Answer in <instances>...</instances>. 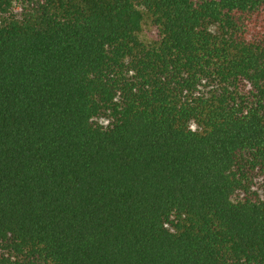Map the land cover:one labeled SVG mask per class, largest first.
I'll return each instance as SVG.
<instances>
[{
	"label": "trees",
	"instance_id": "obj_1",
	"mask_svg": "<svg viewBox=\"0 0 264 264\" xmlns=\"http://www.w3.org/2000/svg\"><path fill=\"white\" fill-rule=\"evenodd\" d=\"M0 264H264V0H0Z\"/></svg>",
	"mask_w": 264,
	"mask_h": 264
},
{
	"label": "rangeland",
	"instance_id": "obj_2",
	"mask_svg": "<svg viewBox=\"0 0 264 264\" xmlns=\"http://www.w3.org/2000/svg\"><path fill=\"white\" fill-rule=\"evenodd\" d=\"M156 34H157V32L153 28L146 26L144 28L143 33H142V38L152 40V39H155L157 37Z\"/></svg>",
	"mask_w": 264,
	"mask_h": 264
}]
</instances>
